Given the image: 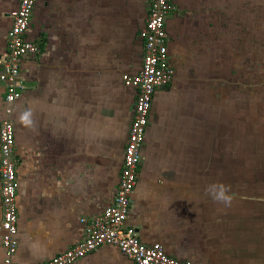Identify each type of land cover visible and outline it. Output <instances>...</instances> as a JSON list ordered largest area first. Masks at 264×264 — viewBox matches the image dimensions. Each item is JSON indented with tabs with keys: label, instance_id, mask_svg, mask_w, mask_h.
I'll list each match as a JSON object with an SVG mask.
<instances>
[{
	"label": "crops",
	"instance_id": "1",
	"mask_svg": "<svg viewBox=\"0 0 264 264\" xmlns=\"http://www.w3.org/2000/svg\"><path fill=\"white\" fill-rule=\"evenodd\" d=\"M171 1L164 30L175 74L152 97L125 226L172 258L229 264L237 251L234 140L244 134L238 129H252V112L236 104L222 70L231 60L225 50L242 33L237 25L250 29L257 11L264 17V0ZM17 3L0 0V55ZM146 7L147 0H37L27 35L38 53L20 64L22 89L10 114L15 264L43 262L70 248L83 236L79 220L110 204L134 102L120 76L140 67L137 33ZM3 97L0 84V120ZM25 113L30 123L21 121ZM221 185L227 204L212 198V186ZM73 264L132 262L101 246Z\"/></svg>",
	"mask_w": 264,
	"mask_h": 264
},
{
	"label": "built area",
	"instance_id": "2",
	"mask_svg": "<svg viewBox=\"0 0 264 264\" xmlns=\"http://www.w3.org/2000/svg\"><path fill=\"white\" fill-rule=\"evenodd\" d=\"M37 0H18L11 13L5 34V52L0 55V84L3 86V118L0 120V247L2 264H15L17 249L15 134L10 120L11 106L20 97V64L38 53L35 42L27 35ZM171 0H147L146 16L138 29L142 45L141 64L134 74H122V86L133 91L132 114L124 141L121 166L113 197L98 215L81 218L82 238L70 248L43 262L34 264H73L101 246L115 248L132 264H195L172 258L160 244H143L134 231L125 226L130 195L136 184L137 170L150 104L155 91L167 86L174 77L168 60L164 20L173 10Z\"/></svg>",
	"mask_w": 264,
	"mask_h": 264
},
{
	"label": "rangeland",
	"instance_id": "3",
	"mask_svg": "<svg viewBox=\"0 0 264 264\" xmlns=\"http://www.w3.org/2000/svg\"><path fill=\"white\" fill-rule=\"evenodd\" d=\"M253 6L254 10L260 9L259 4ZM255 13L259 16L253 17L250 29L237 25L242 33L238 30L235 45L225 50L231 60L226 58L222 70V80L231 88L236 104H246L252 112L248 124L252 129L248 133L244 128L238 129L244 134L234 140L238 156L237 251L229 258V264L232 259H236V264H264V17L259 11ZM244 109H238L237 116Z\"/></svg>",
	"mask_w": 264,
	"mask_h": 264
},
{
	"label": "clouds",
	"instance_id": "4",
	"mask_svg": "<svg viewBox=\"0 0 264 264\" xmlns=\"http://www.w3.org/2000/svg\"><path fill=\"white\" fill-rule=\"evenodd\" d=\"M28 113H25L22 117H21V121L24 123H30V121L28 120ZM227 188L223 185L219 186V189L217 190L216 186H212V198L220 203H229L230 202V196H228L227 193Z\"/></svg>",
	"mask_w": 264,
	"mask_h": 264
}]
</instances>
